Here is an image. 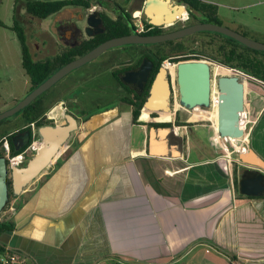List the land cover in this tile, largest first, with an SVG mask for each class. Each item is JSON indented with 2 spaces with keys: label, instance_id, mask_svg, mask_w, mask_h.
<instances>
[{
  "label": "crops",
  "instance_id": "0c3cea01",
  "mask_svg": "<svg viewBox=\"0 0 264 264\" xmlns=\"http://www.w3.org/2000/svg\"><path fill=\"white\" fill-rule=\"evenodd\" d=\"M136 1L139 18L146 0ZM107 2L93 0L92 7L113 19L123 15L117 9L111 16ZM68 8L72 17L87 16L81 7ZM61 12L54 15L62 18ZM72 17L52 37L59 50L68 46L60 37L73 38L66 29ZM128 98L84 120L87 128L71 135L51 165L15 196L6 220L14 229L0 237L1 247L15 251L22 264H264V196H236L234 182L218 178L225 170L221 157L190 161L195 144L187 131L189 147L184 136L180 157L152 156L149 119L140 116L145 124H133ZM248 113L247 152L234 145L233 152L254 153L264 163V97L253 98ZM95 117L99 121L90 124ZM241 161L242 168L264 174V166Z\"/></svg>",
  "mask_w": 264,
  "mask_h": 264
},
{
  "label": "water",
  "instance_id": "95a60500",
  "mask_svg": "<svg viewBox=\"0 0 264 264\" xmlns=\"http://www.w3.org/2000/svg\"><path fill=\"white\" fill-rule=\"evenodd\" d=\"M179 0H146L143 9L144 19L155 27H171L183 22V13L187 12ZM87 27L89 37L95 34L93 30L100 28L103 19L96 11L87 14L81 20ZM83 24V25H84ZM99 29L96 34L102 33ZM199 32H215L234 39L235 41L257 51H264V44L253 41L227 27L214 23H196L179 30L160 34L142 35L133 33L122 37L109 39L98 47L89 51L82 57L68 63L48 78L44 83L35 88L26 98L12 109L0 113V122L19 114L32 104L38 97L47 92L56 83L78 68L96 60L105 52L129 45H155L172 40L182 39ZM176 71L178 100L181 106L187 109L214 108L216 105L217 125L214 126L215 134L221 140L245 141L246 134L241 128V115L246 112V86L242 81L245 74L232 70L231 75H222L217 79L215 90L217 101L213 102L214 86L211 63L202 60H189L173 63ZM152 62L144 60L142 69L130 73L125 81L136 83L141 92L151 75ZM175 95L170 71L163 65L156 74L151 86L150 95L143 110L159 112L160 115L171 114V100ZM142 110V111H143ZM142 115V113H141ZM67 124L44 125L38 129V139L44 144L24 166L13 167L8 165L6 156L0 157V213L4 211L10 201V185L14 195H19L25 187L32 183L55 160L62 147L71 134L78 130L77 120L66 114ZM180 129L175 126L152 129L150 132L149 152L155 157H180L183 152L184 138L180 136ZM34 138L30 131H25L14 136L13 141L19 146L16 151H21L29 145ZM246 162L264 166L254 153L241 155ZM240 192L247 197L264 196V174L258 173L255 177L243 179L240 182Z\"/></svg>",
  "mask_w": 264,
  "mask_h": 264
},
{
  "label": "rangeland",
  "instance_id": "374dc122",
  "mask_svg": "<svg viewBox=\"0 0 264 264\" xmlns=\"http://www.w3.org/2000/svg\"><path fill=\"white\" fill-rule=\"evenodd\" d=\"M107 1V0H106ZM116 1V0H112ZM203 2L212 4L216 10L218 11L219 15V22L221 26L227 27L253 41L259 42L264 44V0H202ZM186 10H189L187 7ZM70 8L67 10H62L60 13L62 18L59 16H52L47 19H39L31 17L29 14L26 13L24 9V0H0V20L4 23V26L0 25V113L6 112L13 107H15L20 101L26 98L30 92V78L26 74L23 65H22V49L19 38L17 33L13 30L15 22L18 20L22 24L25 30V35L27 38V43L30 49V52L33 56V59L36 61H44L48 59H52L57 53L60 52L58 47L54 44V39L58 38V29L63 23H67L71 20L70 16ZM133 11V10H131ZM85 14H88L89 11H85ZM111 16H117L114 13H110ZM138 14L133 16L134 23L136 24L139 20L137 17ZM141 19L143 21L144 15L142 14ZM73 21H77L83 26L82 19L78 17H72ZM190 21V20H189ZM188 21V22H189ZM187 22V23H188ZM184 22H179L178 26H171V27H164L167 31H174L184 26ZM174 27H178L175 28ZM53 37V38H52ZM146 45H129L123 46L119 48L111 49L96 60L74 70L62 80L59 81L58 86L65 85L66 82L72 81L73 79H78L80 77L81 80H78L75 88L72 89V93L77 95L78 103L82 106L83 111L86 112L88 115L98 114L104 110L112 108L115 105H120L121 100L119 99L120 95L127 96L128 94H120L116 90V84L114 77L111 75V69H104L102 71H97L96 69H91L93 66L103 63L104 61L108 60L110 57H128L132 56L140 51H142V47ZM153 46V45H147ZM202 61H208L212 65V72H213V86H214V96L217 95L215 90L217 79L222 75H231L229 70L220 64L211 61L209 59L203 58ZM170 62V61H169ZM172 63V62H170ZM173 64V63H172ZM115 66V65H112ZM168 69V68H167ZM222 69V70H221ZM176 72V71H175ZM87 73H90L88 76L85 77ZM173 87L175 91V95L173 96V113L171 114H163L162 117H166L164 121H171L173 126L180 127V136H186L187 145L186 151L189 144L187 139V127L185 126H177L178 124H185L184 120L186 118V114L183 110H180L181 116L177 118L175 113L181 109L178 100V91H177V77H172ZM242 81L245 83L246 86V108L245 110H249V106L252 104L253 98L256 96L264 97V85L257 83L248 77H242ZM259 90L261 94L259 95L256 93L255 89ZM53 88L52 90H54ZM71 93V94H72ZM129 96V95H128ZM69 95L67 96V98ZM130 97V96H129ZM123 107V106H120ZM217 107L207 109L204 111L211 116V121L208 122L207 120L204 121H195L193 120V124L197 125V129L192 135V140L195 144V147L192 149L188 159L190 161H198L209 159L213 160L214 157H221L218 163H220L224 167V174L227 176V180L225 181V185L229 183V181L235 182L236 180L240 183V172L242 168V161L241 157L238 153H234V148L230 145L227 146L228 150H223L220 148V145H223V139L221 140L219 137L215 136V128L214 126L217 125ZM50 112L52 116H58V123L55 124H65V120L62 117L63 109L61 105H54ZM145 117H149V114H144ZM80 118V127L76 132L82 131L87 127L83 125V121L85 120L86 116H83L82 113L79 115ZM124 119H127L125 115L123 116ZM95 121H99V117H95L92 119V123L94 124ZM104 122V120L102 121ZM52 124V122H48ZM198 125H205L207 126L206 129L209 132H206L204 128H201ZM251 124L248 129L245 131L246 140L236 142L239 146L244 145L247 147L248 144V134L252 128ZM22 121L21 116L16 114L12 117H9L0 122V134H7L13 131L22 128ZM93 127V126H92ZM200 127V128H199ZM138 130L133 131V135H138ZM75 132V133H76ZM214 137H216L217 148H214ZM129 137L123 142V145L126 146ZM0 140V151H4V144L1 143ZM6 141L4 140V143ZM231 142V141H230ZM232 143V142H231ZM219 147V148H218ZM201 148L206 150L207 154H205L204 150L201 151ZM63 151V150H62ZM216 160V158L214 159ZM164 178V177H163ZM229 178V179H228ZM38 179V178H37ZM235 187L236 196H241L239 192V188ZM26 188V187H25ZM16 197L12 198L9 204L6 206L4 211L0 213V222L6 221L11 217L13 212V208L15 209L16 205ZM15 206V207H14Z\"/></svg>",
  "mask_w": 264,
  "mask_h": 264
},
{
  "label": "trees",
  "instance_id": "16d2710c",
  "mask_svg": "<svg viewBox=\"0 0 264 264\" xmlns=\"http://www.w3.org/2000/svg\"><path fill=\"white\" fill-rule=\"evenodd\" d=\"M19 1L20 0H18V2ZM126 1L129 2V0ZM179 1L188 6V12L190 15V21L188 23L184 22L185 24L182 28L196 23H214L221 25L219 22L218 11L212 4L203 2L201 0ZM92 2L93 0H24V9L26 13L32 17L47 19L50 16L60 12L64 8L70 6L81 7L85 11H89L92 8ZM124 14L125 16L119 15L116 19H113L105 12H101L100 16L104 22V32L102 34L85 40L81 46L75 49H64L61 54L53 57L52 59L44 61H36L33 59L27 43L24 27L20 21L17 20L14 24L13 30L17 33L21 44L22 65L25 72L31 79V90H34L39 85L44 83L56 72V70L60 69L62 66L75 60L76 58L85 55L109 39L136 33V24L134 23L133 18L125 11ZM143 23L145 24V31L141 33L142 35H160L172 32L167 31L164 27H155L145 21V19H143ZM0 25L4 26V23L1 20ZM175 28L178 27H174V29ZM182 28L181 26L179 27V29ZM142 49V52L145 54L144 57L153 59L157 69H154L151 81L145 91L141 95H134L133 97L131 96L128 98L127 103L132 108L133 124H144L139 122V118L150 95L154 78L160 68L163 66L164 62L167 60L172 63H178L180 61L202 60L203 58H206L226 68L239 71L245 74L249 79L264 85V51L254 50L230 37L219 33L199 32L182 39L155 44L153 46L146 45L143 46ZM47 94L48 93H44L38 97L32 104L19 113L22 118L23 125L35 123L37 127H42L49 124L48 122L50 121L45 115L53 107V103L46 100ZM90 116L91 115H87L85 120H88ZM176 124L177 126L185 125L178 124V122H176ZM157 125L160 127L173 126L172 123H162ZM7 134H0V140H2L1 143L4 142L3 138L7 137ZM8 141L11 147V152L14 156L22 153L23 150H15L11 138H8ZM223 145L225 148H227L228 145L234 148L230 140H227L226 142L223 140ZM2 156H5L4 151H0V157ZM220 176L221 175L218 174V178L220 180H227V176L224 173L221 177ZM234 184L237 188L240 187V184L237 180L234 182ZM9 185L11 201V199L15 198L16 195L13 193L11 180L9 181ZM13 229L14 224L11 221L0 222V237L6 232L12 231ZM2 251L3 248L0 245V252Z\"/></svg>",
  "mask_w": 264,
  "mask_h": 264
},
{
  "label": "flooded vegetation",
  "instance_id": "af4514ba",
  "mask_svg": "<svg viewBox=\"0 0 264 264\" xmlns=\"http://www.w3.org/2000/svg\"><path fill=\"white\" fill-rule=\"evenodd\" d=\"M107 1H108L107 2L108 5H109L108 8H107V10L110 13H114L115 14L116 13V10L118 9L119 11H121L123 13L124 16H125L124 11H125L128 14H130L131 17H133L134 16V12L131 11V10H133L132 9L133 7L136 8L138 6V2L136 0H134L135 2H133V3H130L131 0H129V2H127L126 0H116V1L107 0ZM96 12L99 13V15L101 13V11H97V9H96ZM84 19H85V16H84ZM86 27H87L86 25L81 26V24L79 22H77V21H74L69 26H67L66 29H71L74 32L73 38L69 41L64 36L60 37L61 39L64 40V42L66 44H68V46H66L65 48L61 49L60 52L57 55L61 54V52L64 49H75V48L81 46L85 42V40H87L89 38H92V37H89L87 35V33L85 31ZM99 29H102V31L104 32V22L100 26V28H95L93 30V33L95 34L94 36L103 33L102 32V33L96 34V32ZM57 55H55V56H57ZM144 56H145V54L142 51H140V52H138V53H136V54H134L132 56L125 57V58L122 57V56L121 57H115L114 56V57L108 58V60L104 61L101 64H98V65L93 66L91 69H96L97 71H102L104 69H114L113 77H114L115 84H116V90L119 93V95L125 93V94H128L130 97L131 96L133 97L134 95H141L143 92H141L140 88L138 87V84H136V83H128V82L125 81V78H128V75L130 73H135L139 69H142V65H143L145 59L150 60L152 62V64H153V66L151 67L152 71H151V75L149 77V80L147 81V83L145 85V89H146L147 86L149 85L150 81H151V78H152L154 69H157L156 68V64L153 61V59H151L149 57H144ZM112 65H115V66H112ZM211 68H212V66H211ZM60 69H58V70H60ZM58 70H56V72ZM89 74L90 73H87L85 75V77L88 76ZM212 74H213V72H212ZM81 78L82 77H80L78 79H73L72 81H69V82H66L65 85H63L62 89H61V86H58V84H59V82H58L52 88H50L47 92H45V93H48L47 96H46V98H47L46 100L52 102L53 103V106L54 105H56V106L57 105H61V107L63 109L62 117H63V119L66 122L65 124H67V120H66V116H65L66 114H69V115L73 116L77 120L78 126L80 125V121H79L80 118H79L78 115L80 113H82L83 116H87L88 115V114H86L85 111H83L82 106H80V104L78 103L79 102L78 101L79 98L77 97V95H75L74 93H72V89L75 88L76 84L78 83V80H81ZM212 78H213V76H212ZM31 88H32V82H31V79H30V92L33 91V90H31ZM53 88H55V89L52 90ZM68 95H69V97L67 98ZM124 97L125 96L122 97L120 95L119 99L122 101V99ZM173 102H174V100L172 98V100H171V111L173 110V108H172ZM179 105H180V103H179ZM180 107H181V109H179L175 113V115H176L175 118L177 120V118L181 116V113H179L180 110H183L185 112L186 118L184 120L185 125H183V126H185V127L188 128L187 129V133L188 134L189 133H193L195 131V129H197L196 128L197 125L193 124L194 123L193 120H195V121H201V120L204 121V120H207L208 122L211 121L210 120L211 119V116L208 115L210 113L204 112V111H207V109H210V108L187 109V108H185V107H183L181 105H180ZM48 112L46 113L45 116H46V118L49 121L52 122V124H50V125H54L55 122L58 121V116L56 115L57 117L50 118ZM142 113L149 114V117H145L146 115H144V116L141 115V117H145V118H147V120L149 119V121L146 123V125L148 126L149 133L154 128L155 129L162 128V127H160L157 124L171 123V121H164V120H166V117L164 119V117H162L163 115H160L159 112H151L150 113L149 111L147 112L146 109H145V110L142 111ZM172 113H173V111H172ZM91 116H93V115H91ZM91 116H90V118H91ZM21 121H22V118H21ZM141 123H143V122H141ZM22 126H23L22 128H19L16 131H13V132L8 133L7 134V137L3 138L8 143H9L8 138H11V141H12V143L14 145V148H16L17 146H19V143L18 144H15L14 141H13V138H14L15 135L20 134V133H24L25 131H30L31 132V135L33 137V131H32L31 124L30 125H23L22 124ZM198 126H200L201 128H204V130L206 132H209V130L206 129L207 126H205V125H198ZM29 128H30V130H29ZM39 128L40 127H37V133H36L37 135H38V129ZM75 132H73L71 135H73ZM33 142H34V140L33 141L31 140L30 144L27 145V146H25L22 149L23 150L22 152L26 151L33 144ZM3 144H4V142H3ZM9 146H10V144H9ZM10 149H11V147H10ZM35 154L36 153L35 152H32V151L28 152V154L25 157V160H24V163L22 164V166L26 165L27 162L30 160L31 156L33 157V155H35ZM258 173H260L259 170L243 168L241 170V172H240V178H241L240 179V182L243 179H247V178H250V177H255V176L258 175Z\"/></svg>",
  "mask_w": 264,
  "mask_h": 264
},
{
  "label": "built area",
  "instance_id": "2783aa9c",
  "mask_svg": "<svg viewBox=\"0 0 264 264\" xmlns=\"http://www.w3.org/2000/svg\"><path fill=\"white\" fill-rule=\"evenodd\" d=\"M183 6L187 7L186 4ZM93 11H96V7H92L89 10V13ZM189 20H190V15L187 10V12L183 13V22H188ZM136 31L139 34L145 31V24L143 23L141 17H139V20L136 23ZM167 64H172V63H170L169 60H167L164 62L163 65H165V67L167 68ZM216 100H217V95L216 96L213 95V102L215 103ZM251 124H252V121L250 119L249 113L248 111H246L245 113L241 115V128L244 131H246ZM31 127L33 131L34 142L26 151L14 156L11 152L9 143L7 141L4 143V152H5V156L7 158L9 166H13V167L22 166L28 152L32 151L36 153L39 151L41 147H43L44 144L37 138L36 124L35 123L31 124ZM234 147L237 152H241V153L247 152V147L244 145L239 146L238 144H234ZM0 264H22V263H21V260L18 254L15 251H13L12 249L8 247H4L3 251L0 252Z\"/></svg>",
  "mask_w": 264,
  "mask_h": 264
},
{
  "label": "bare ground",
  "instance_id": "6f19581e",
  "mask_svg": "<svg viewBox=\"0 0 264 264\" xmlns=\"http://www.w3.org/2000/svg\"><path fill=\"white\" fill-rule=\"evenodd\" d=\"M139 15V14H138ZM167 68H168V70L170 71V73H171V75H172V77L173 78H175V75H176V72H175V66L173 65V64H167ZM222 70V69H221ZM229 73H233L232 72V70H229ZM174 81V80H173ZM217 101V100H216ZM215 101V102H216ZM215 107H216V105H215ZM147 111V110H146ZM148 112V111H147ZM142 118V120H147V118H145V117H141ZM232 142V144L234 145V144H237L236 142H238V141H231ZM224 148V147H223ZM225 149V148H224Z\"/></svg>",
  "mask_w": 264,
  "mask_h": 264
}]
</instances>
